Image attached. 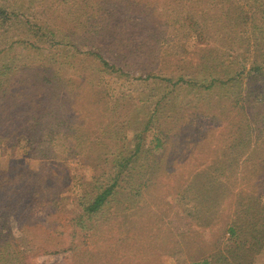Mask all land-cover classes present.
Returning a JSON list of instances; mask_svg holds the SVG:
<instances>
[{
	"label": "rangeland",
	"instance_id": "1",
	"mask_svg": "<svg viewBox=\"0 0 264 264\" xmlns=\"http://www.w3.org/2000/svg\"><path fill=\"white\" fill-rule=\"evenodd\" d=\"M0 5L9 9L16 5L28 8V18L0 26V84L3 82L0 86V170L11 167V173L26 169L36 173L26 188L33 199L40 196L31 194L40 183L38 173L46 176L45 183L49 186L58 184L59 168L68 173L69 180L74 177L90 180L93 171L73 158L64 160L60 146L63 133H69L70 137L71 130L76 131L73 134L80 132L87 111L91 112L97 126L104 129L107 121L106 128L121 127L130 140V128L142 126L149 115L144 105L152 106L158 96L163 97L162 105L154 115V125L145 133V147L154 148V143H150L154 133H163L158 151L170 155L184 149V154L194 157L193 171L201 170L218 149L228 147V141L239 140L245 137V131H250L251 144L244 148L255 143L260 135L257 150L261 168L257 178L260 176V181H264V76L252 83L243 74L246 82L241 90L243 98L236 99V92L230 86H214L200 92L187 85L173 87L163 82L164 78L199 79L205 75L207 67L212 72L221 60L228 65L238 53L246 55L243 61L238 58L245 70L256 58L252 42L249 47L237 50L238 35L213 29L218 24L213 27L221 3L214 8L210 0H0ZM190 13L195 20L189 17ZM196 20H205L210 33L195 35L192 22ZM258 41L261 50L257 60L260 61L264 58V36ZM97 54L120 68L124 76L96 70ZM230 66H234L232 62ZM18 76L24 77V84L17 82ZM78 83L80 93L89 90L91 85L94 87V103L73 97L68 89L75 93ZM247 124L249 129L245 130ZM99 137L101 134L84 148L101 146L97 143ZM51 139H55L52 146L47 142ZM69 142L72 143V139L66 141L67 145ZM105 142L112 145L108 140ZM201 147L215 151L203 157L197 154ZM52 157H60L59 168L53 165L55 158ZM187 169L188 166L180 170L184 174L183 187L192 181V176L193 180L196 178L193 171ZM212 173L217 174V171ZM203 176L205 179L206 173ZM218 180L225 178L218 177ZM135 183L138 186V182ZM14 184L16 189L18 184ZM70 186L57 198L64 208L73 210L77 191L73 184ZM141 193L140 203L154 209L156 204L150 196ZM174 195V192L165 194L158 212L167 208L172 212L170 219L179 225L188 219L186 212L195 211L196 203L191 197L196 191L191 187L186 193L184 189L179 191L175 199ZM260 198L264 203V191ZM226 199L224 197L219 211L223 217L230 204ZM45 208L37 206V216H41ZM3 220L13 230L12 219L5 215L0 222ZM41 225L40 229L44 227ZM164 226L154 225L152 231H139L138 237L155 239L164 231ZM219 228L217 223L203 231L206 239L216 237V249L241 247L238 236ZM14 233L18 234L16 228ZM90 236L86 247L97 253V246L102 245L94 242L93 233ZM253 241L260 246L255 264H264V228L253 233ZM19 244L21 251H28L24 239L19 240ZM28 254L31 256L24 264H79L69 252ZM116 255L110 263L115 261ZM161 264L191 263L186 256L175 255L164 257Z\"/></svg>",
	"mask_w": 264,
	"mask_h": 264
},
{
	"label": "trees",
	"instance_id": "2",
	"mask_svg": "<svg viewBox=\"0 0 264 264\" xmlns=\"http://www.w3.org/2000/svg\"><path fill=\"white\" fill-rule=\"evenodd\" d=\"M210 2L214 8L221 3L213 25L214 27L218 22L217 27L212 28L227 35L229 33L238 35L235 46L237 50L249 47L252 42L257 53L256 58L245 70L240 61L238 62V58H242L240 60L243 61L246 55L238 53L233 61L228 62L229 66L231 62L234 65L230 66V69L221 60L214 71L210 72L211 69L207 67V70H204L205 75H201L199 79L164 78L163 82L173 87L178 84L187 85L192 87V90L197 89L200 92L214 86L217 88L230 86L236 92V99L241 97V90L246 84L242 78L243 74H246L252 83L254 79L264 76V58L257 60L258 52L261 50L258 40L264 36V0H210ZM27 16L28 8L22 9L16 5L15 8L9 9L0 5V26L17 20L22 21L23 17L28 18ZM189 17L195 20L191 13ZM192 24V32L195 35L210 33L205 20H196ZM262 55L264 56V53ZM95 60L98 61L96 70L99 72L124 76L120 68L108 63L99 54ZM28 76L32 78V75ZM79 77L83 80L81 76ZM23 79L21 76L16 78L20 84H24ZM2 84L3 82L0 86ZM79 87L80 83L76 85L75 93L67 89L72 92L74 98H86V101L90 99L94 103V87L91 85L89 90L81 93L78 91ZM162 100L163 97L158 96L152 106L144 105L149 110V115L142 122V126L130 128L132 132L130 140L126 138L121 127L112 125L106 128L107 121L104 124L105 130L97 126L90 111H87L83 118L79 133L73 134L76 131L71 129L70 137L69 133H63L61 136L63 141L60 143L61 157H64V160L66 157L73 158L85 168H90L93 174L89 181L76 177L69 180L68 173H64L58 166L60 157H52L55 158L53 165L59 168L57 175L60 180L58 184L49 186L45 183L46 176L41 177L38 173L40 183L35 187V193L31 194L40 196L33 199L26 188L36 173L28 169L11 173V167L0 170V218L8 215L13 223L11 230L4 220L0 222V264H24L31 256L29 252H69L79 264H161L164 257L171 258L175 255L186 256L191 264H255L260 246L253 241V233L264 228V203L260 198L264 191V181H260V176L257 178L261 168L259 164L261 157L257 150L260 135H257L255 143L244 148L251 144L249 139L251 132L245 131L243 133L245 137L228 141L230 143L228 147L218 149L208 165L201 170L193 171L194 157L184 154V149L170 155L157 150L162 142L163 133H154L150 141L154 143V148L145 147V133L154 125L153 118L159 112ZM244 128L249 129V125H245ZM100 134L97 143L101 146L84 148ZM21 138L28 140L27 137ZM69 139H72V143L69 142L67 145L66 141ZM54 141L55 139L47 140L50 146ZM113 145L115 148H112ZM208 147H201L197 154L201 153L206 157L215 151L207 150ZM47 155L48 153H45L44 156ZM235 163L236 165L232 166ZM186 166H188L186 171H193L196 178L193 180L192 176V181L183 187L184 174L180 170ZM211 170L217 171V174H213ZM218 177H224L225 180L220 181ZM240 181L242 183H238ZM135 182H138V186ZM14 183L18 184L16 189ZM71 184L77 191V198L74 201L76 209L73 210L64 208L65 205L57 198L63 189L71 188ZM191 187L196 191V195L191 197L196 203V209L186 212L188 218L186 222L175 225L170 219L172 212L167 208L158 212L165 194L174 192L175 199L179 191L184 189L186 193L187 188ZM141 192L150 196L156 204L154 209L140 203ZM41 196H45V199ZM224 197L230 201L225 217L219 213ZM39 205L46 207L41 216H37L35 211ZM61 214H64L63 218ZM195 214H198V217L194 218ZM217 223L220 224V231L226 230L240 238V248L219 250L215 246L216 237L206 239L203 235L204 229L210 230ZM41 224L44 227L40 229ZM154 225H165L159 236L155 239L153 236L138 237L139 231L147 229L152 231ZM14 228L18 233L16 235ZM91 233L94 235V242L98 241L102 245L100 248L97 246V253L86 247L89 238H92ZM22 239L30 250L26 252L20 250L19 240ZM115 255L117 260L110 263V259Z\"/></svg>",
	"mask_w": 264,
	"mask_h": 264
}]
</instances>
